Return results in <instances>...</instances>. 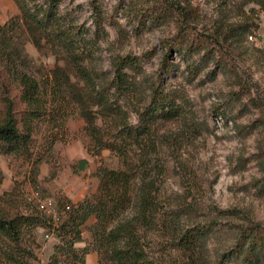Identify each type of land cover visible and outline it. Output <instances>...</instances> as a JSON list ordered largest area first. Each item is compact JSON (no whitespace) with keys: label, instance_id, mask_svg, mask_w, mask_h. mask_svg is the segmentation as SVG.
Returning <instances> with one entry per match:
<instances>
[{"label":"rangeland","instance_id":"1","mask_svg":"<svg viewBox=\"0 0 264 264\" xmlns=\"http://www.w3.org/2000/svg\"><path fill=\"white\" fill-rule=\"evenodd\" d=\"M119 2L59 3V27L79 42L76 63L61 41L44 37V32L36 43L16 0H0V23L16 28L13 39L20 52H10L18 61L20 54L21 68L40 81L50 108L38 122L31 160L0 154V206L26 211L28 205L36 206L37 192L41 198L83 201L97 191L104 166L138 172L140 187L144 167L148 178L156 181L158 204L155 221L140 232L148 255L165 264H196V260L216 264L242 230L255 223L264 225V189L259 188L264 180V0H162L173 15L165 24L148 22L140 30L137 20L117 9ZM95 4L106 17L105 31L99 35ZM182 25L189 37L181 54L172 52L173 70H163L164 44ZM124 56L137 57L140 71L125 69L137 88L120 96L112 82L115 61ZM76 64L86 68L98 89L118 99L132 124L138 122L136 107L149 104L156 87L172 94L182 114L155 123L150 139L155 146H147L146 151L134 146L124 158L107 148L96 149L81 114V98L74 94L85 97L88 87ZM189 66H197V73H191ZM9 89L0 78V99L13 96ZM59 108L64 113L56 122L51 117ZM91 109L99 115L97 106ZM220 110L227 119L219 116ZM97 124L109 135L115 126L102 116ZM89 148L96 153L90 154ZM82 158L88 164L79 170ZM38 159L41 162L34 164ZM134 211L130 208L124 216L130 218ZM58 215L65 213L58 209ZM95 222V218L87 221L83 240L76 244L80 249L89 246L86 264H100L93 249ZM194 226L208 232L204 245L190 252L174 244L175 236ZM48 233L42 227L35 231L40 264H51L59 243L56 235Z\"/></svg>","mask_w":264,"mask_h":264},{"label":"trees","instance_id":"2","mask_svg":"<svg viewBox=\"0 0 264 264\" xmlns=\"http://www.w3.org/2000/svg\"><path fill=\"white\" fill-rule=\"evenodd\" d=\"M61 1L44 0L40 3L37 0H16L23 24L36 43L40 40V33L44 32V37L46 34V37L61 41L70 53L71 61L77 63L80 57L76 51L79 42L74 41L71 35L59 27L61 18L58 9ZM149 3L153 4L150 6ZM98 8L95 4L96 33L99 35L101 31H105L103 22L106 17L102 9ZM117 9H122L128 18L137 20L138 30L147 26L148 22L165 24L173 15L171 6L162 0H120ZM15 29L10 23H0V78L10 86V92L14 93L13 96L8 94L0 99V104H3V108H0V154H13L31 160L38 122L49 114L50 108L40 81L21 68L20 54L18 61V56L10 52H20L13 39ZM188 37L182 25L174 40H166L161 62L163 70H173V63L169 60L172 52L181 54ZM196 47L194 45L192 49ZM76 66L87 81V93L85 97H81L75 89L71 91L74 90V94L81 98V114L87 131L96 142V149L107 148L124 158L129 156V149L134 146L142 147L146 151L147 146H155L150 140L155 123L160 119H172L182 114L172 94L156 87L152 89L150 103L136 107L138 122L132 124L118 99H112L105 89H98L85 67L80 64ZM127 68L140 71L137 57L124 56L115 61L112 85L120 96H126L137 88L136 80L126 72ZM189 70L196 74L198 68L189 66ZM94 105L99 108V115L92 111L91 106ZM53 112L55 114L51 118L60 122L63 108ZM218 112L223 120L227 119L223 110ZM99 116L110 119L115 124L110 135L98 126ZM146 141L147 144L144 143ZM88 151L90 154L96 153L91 148ZM148 155L144 156L142 163H146ZM33 162H41V159ZM87 164L88 160L82 158L78 162V169H85ZM147 171L143 167V179L138 187V172L129 168L101 167L99 187L91 196L80 202H74L69 197L55 200L57 208L63 210L65 216L55 217L39 209L36 203V206L28 205L26 211L0 206V264H40L35 252V248L40 246L35 237L38 227L59 238V243L55 245L50 257L51 264H63L66 261L69 264H86V254L90 248L86 246L80 249L76 244L83 240V227L91 218L96 219L92 226L93 249L99 253L100 264H165L148 255L140 234L142 227L153 224L158 213L155 200L156 181L148 178ZM260 187L264 189V180ZM67 206H70L69 209ZM130 208L135 211L127 218L124 214ZM207 235L205 227L185 228L180 235L174 237V244L186 251L196 252L199 246L204 245ZM198 262L196 260V264ZM215 263L264 264V225L255 223L247 226L241 231L234 246L222 253Z\"/></svg>","mask_w":264,"mask_h":264},{"label":"built area","instance_id":"3","mask_svg":"<svg viewBox=\"0 0 264 264\" xmlns=\"http://www.w3.org/2000/svg\"><path fill=\"white\" fill-rule=\"evenodd\" d=\"M36 198H38L36 200V204L39 207V209L46 211L47 213H51L53 214L55 217H58V208H57V204L55 202V199L52 197L49 198H41L39 197V192L36 193ZM70 206H67V208L69 209Z\"/></svg>","mask_w":264,"mask_h":264}]
</instances>
